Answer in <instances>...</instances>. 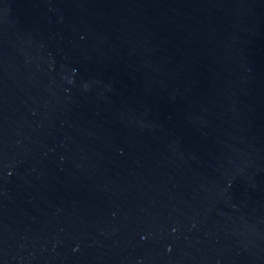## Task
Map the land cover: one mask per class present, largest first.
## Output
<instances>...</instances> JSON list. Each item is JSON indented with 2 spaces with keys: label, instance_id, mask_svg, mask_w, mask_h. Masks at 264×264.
I'll return each instance as SVG.
<instances>
[{
  "label": "water",
  "instance_id": "1",
  "mask_svg": "<svg viewBox=\"0 0 264 264\" xmlns=\"http://www.w3.org/2000/svg\"><path fill=\"white\" fill-rule=\"evenodd\" d=\"M0 264H264V0H0Z\"/></svg>",
  "mask_w": 264,
  "mask_h": 264
}]
</instances>
